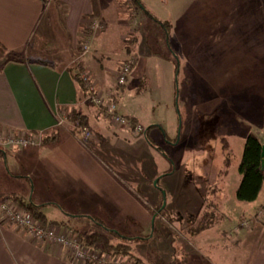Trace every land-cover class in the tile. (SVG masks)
Masks as SVG:
<instances>
[{"label":"rangeland","instance_id":"374dc122","mask_svg":"<svg viewBox=\"0 0 264 264\" xmlns=\"http://www.w3.org/2000/svg\"><path fill=\"white\" fill-rule=\"evenodd\" d=\"M141 1L155 19L170 22L168 41L172 52L163 37L160 24L144 12H139L136 20L130 22V27L139 28L137 44L133 46L132 42L127 43L131 49L134 48L135 64L129 77V86L126 88L127 96L122 101L120 97L117 100L120 106L127 105L131 111H138L145 119L143 122L160 123L169 137L173 138L175 132H179L180 142L178 145H169L163 138L161 127L148 129L147 137L156 147L163 149L162 157L158 154L155 160H152L147 156L142 164L143 156L138 154V167L133 166L135 179L132 177V180L139 181L137 202L126 198L125 189L128 185L123 179L129 172L126 169L127 162L120 159L114 163L109 161V155L114 157L115 153L108 154V139L101 140L99 146H95L94 152L106 168L108 185L112 182L114 197L122 199L118 203L119 207H122L120 211L108 210L114 220L108 216L97 218L120 235L138 238L136 241L127 242L131 247V256L102 254L111 264H180L184 259L183 251L196 249L198 242L195 235L202 231L200 228L203 226H208L210 229L206 233L214 236L226 235V229H230L231 239L233 235L232 241L236 243L239 232L250 230L258 224L264 225V208L260 210L264 200L254 209L252 207L255 204L238 201L234 195L240 178L237 168L245 136L252 130L249 127L264 125V121L256 122L257 115L254 111L258 101L261 106L264 104V0ZM50 9L49 7L46 10L47 13ZM248 15L254 17L250 19ZM257 15L260 17L257 18ZM220 16L229 17L221 19ZM233 23L237 26L233 27ZM43 25L47 26V31ZM227 25L230 26L224 34L221 32L222 27ZM40 28V32L44 28L43 37H46L47 41L56 37L61 40L55 23L48 22V18L44 17ZM81 42L82 40L76 45L77 54H82ZM48 44L50 45V42ZM49 50L58 52L53 48ZM230 53L239 55L238 58L245 55L252 63L257 64L243 66L244 79H239L233 85L234 88L228 80L221 82L214 78L217 74L215 65H221L227 56L233 57ZM59 56L58 60L52 61L59 63L66 57L65 53ZM130 56L127 54L126 58ZM166 58L174 64V103L173 95L166 91L163 68V59ZM119 59L121 57L113 58L112 63ZM233 107V111L240 114L232 115ZM127 108L124 110H128ZM248 111L251 112L250 115L246 114ZM73 114L70 111L63 115L62 119L70 122L67 117ZM171 114L177 115V122H173L174 119L168 120ZM245 114L250 116V123L234 121L245 117ZM139 135L143 136V133ZM97 139L95 136L94 141L90 139L84 142L92 149ZM43 141L44 138L41 143ZM166 153L174 159L172 170L175 171L170 177L157 176V188L153 185L157 177L149 180V170L158 166L160 168V163H163V167H169ZM117 156L120 157V153H117ZM227 159L229 166L225 167ZM224 171L226 175L223 174ZM167 183L174 193H161L164 191L162 187L167 186ZM108 185L107 187H110ZM30 188L29 186L22 189L21 194L27 197ZM179 188L185 190L178 193ZM36 189L44 198L47 197L44 187L38 190L36 186ZM184 209L191 211L187 213ZM258 210L260 213H257ZM93 212L99 216L96 211H90V214ZM123 214H130V217L121 219ZM46 215L49 218L62 216L53 206L46 210ZM91 216L93 215H75L76 219L81 220L77 226L73 223L71 225L70 222L68 226L62 222L47 225L69 232L71 229L81 233L103 231L90 219ZM242 221L247 222V227L238 226ZM146 237L148 239L144 240ZM109 239L113 243L118 241L113 236H109Z\"/></svg>","mask_w":264,"mask_h":264},{"label":"crops","instance_id":"0c3cea01","mask_svg":"<svg viewBox=\"0 0 264 264\" xmlns=\"http://www.w3.org/2000/svg\"><path fill=\"white\" fill-rule=\"evenodd\" d=\"M49 7L51 9L47 13ZM44 17L48 18V22L55 23V29L61 40L56 37L52 38V41H47V38L43 37L44 28L40 32V25ZM91 17L100 21L102 27L88 37L89 52L83 55L77 54L76 45L83 39L85 25ZM252 17L254 16L248 15V18ZM259 17L257 15V18ZM130 24L126 8L120 0H0V43L8 51L23 59L22 62H4L7 56L0 54V129L41 133L44 139L47 136L54 137V140L43 141L39 146L21 151L4 149L5 154L0 158V199H8L1 197L6 193H21L22 189L30 186L28 196L35 203L42 205L41 211L48 220L62 222L66 226L70 222L77 226L81 222L76 219L77 214L111 218L113 215L108 214V210L120 211L122 207H119L118 203L122 199L114 197L112 182L108 185L106 168L94 152L95 146H99L101 140L106 138L109 140L108 154L115 153L114 157L109 155V161L114 163L120 159L127 162L126 169L129 172L123 179L128 185L125 189L126 198H132L131 202L134 200L137 202L139 181L132 180L136 175L133 166L138 167L139 155L143 156V164L145 157L155 160L158 154L161 156L163 149L160 148L159 151L151 146L144 134L138 136L125 129L112 127L107 117L85 101L84 93L72 77L73 72L68 70V67L77 66L74 72L85 74L103 97L114 98L121 115L135 120L143 129L161 127L165 142L169 145H178L179 132H175L173 138L169 137L160 123L143 122L145 119L138 111H131L127 105L120 106L117 100L120 97L122 101L127 96L126 88L129 86V77L135 64L134 48H130V51L124 48L125 40L133 38V46L137 44L136 36L139 28L138 26L132 28ZM168 24L167 35L171 30L170 22ZM243 25L245 26V23ZM229 26L222 27L221 32L225 34ZM232 26L235 27L237 24L233 23ZM224 28L226 30H223ZM47 30L46 26L45 31ZM200 31L203 32L202 29ZM166 42L172 52L168 38ZM49 48L58 52L50 51ZM61 53H65L66 56L60 60L61 62L52 61V59L58 60ZM127 54L131 56L126 58ZM230 55L233 57H224L225 61L223 60L221 65L219 63L215 65L217 74L214 78L221 82L228 80L234 88L233 85L239 79H244L243 66H248L252 61L245 55L240 58L234 53ZM116 57L121 59L112 63L113 58ZM126 60L131 61L130 71L125 84L117 87L114 72L117 65ZM163 60L166 91L171 92L174 103V64L168 58ZM108 63L110 65H107ZM211 88L213 89L214 86ZM125 107L128 110L125 111ZM71 110L86 116L92 133L91 140L94 141V137H98L92 149L82 140L77 128L68 120L62 119L63 115ZM233 110L235 107L231 109L232 115L240 114ZM254 111L257 115L256 122L262 123L264 104L261 106L258 101ZM249 113L251 112H246ZM249 117L246 115L234 121L248 124L251 121ZM168 120L177 122V115L171 114ZM249 128L252 129L250 133L255 134L264 146V125ZM239 136L241 138L242 135ZM117 153H120V157ZM166 157L170 166L163 167V163L159 162L160 168L158 166L149 170V180L159 175H164L161 176L162 178L172 176L175 171L172 170L174 159L167 153ZM12 175L29 178L30 183L24 179L13 178ZM36 186L38 190L43 187L46 189V198L39 194ZM170 187L167 183V186L162 188L165 193L169 191L172 194L174 192H171ZM184 190L179 188L178 193ZM260 193V197L258 195L252 202L255 204L252 207L254 209L263 203L264 186ZM50 206L59 210L62 216L47 217L46 210ZM184 210L188 211L187 213L191 211ZM90 211H96L99 216L94 212L90 214ZM128 215L130 214H123L121 219ZM111 219L114 220V217ZM209 229L195 235V240L198 242L196 249L183 251L184 259L180 264H264V225L258 224L250 230L239 232L236 243L232 241L233 235L231 239L230 229H226V235L217 236L206 233ZM0 264L80 263L69 259L60 249L36 241L25 231L4 223L0 224Z\"/></svg>","mask_w":264,"mask_h":264},{"label":"built area","instance_id":"2783aa9c","mask_svg":"<svg viewBox=\"0 0 264 264\" xmlns=\"http://www.w3.org/2000/svg\"><path fill=\"white\" fill-rule=\"evenodd\" d=\"M101 27L100 21L94 17L89 19L85 25V31L83 32V39L80 45L82 55L88 53L90 50L88 42L90 34L99 30ZM130 63V60H126L117 65L114 72L115 84L117 86L122 87L125 84L131 67ZM80 75L87 82L88 86L85 101L91 103L93 107L107 117L111 125L125 129L135 135L143 133V127L140 124L134 123L130 118L118 112L114 98L103 97L85 74L82 73ZM72 125L75 127L74 124ZM77 131L80 133L83 141H88L92 137L90 129L86 126L77 127ZM42 138L43 135L41 133L0 129V148L21 151L29 147L39 146ZM263 208L264 204L260 210ZM260 210L257 213H260ZM4 223L25 231L36 241L60 249L69 259L76 263L111 264L102 252L82 246L78 238L69 231H65L64 229L58 230L54 226L40 223L33 218L30 212L20 208L11 199L0 200V224ZM239 225L241 227H247V222H239Z\"/></svg>","mask_w":264,"mask_h":264},{"label":"trees","instance_id":"16d2710c","mask_svg":"<svg viewBox=\"0 0 264 264\" xmlns=\"http://www.w3.org/2000/svg\"><path fill=\"white\" fill-rule=\"evenodd\" d=\"M121 2L125 5L128 13V21L131 22L133 19L135 20L138 16L139 12H148L141 0H121ZM145 14V13H144ZM149 18L162 24V32L163 37H165L164 30L168 32L169 24L166 21H159L155 19L149 12ZM133 43L134 39H129L124 41V48L126 51H130V47L127 43ZM129 43V44H130ZM0 54H6L7 58L4 62L12 61V62H22V58L19 55L8 51L1 43H0ZM77 66L68 67V70L72 73V77L74 81L78 84L81 91L84 93V98L87 96V82L81 77L79 72H74ZM70 112V111H69ZM74 114L71 117H67L70 122H72L75 127H83L86 126L89 128L87 123V118L84 115H80L76 110H71ZM134 123L135 120L131 119ZM149 127L143 130V134L147 142L156 148L157 150H161L156 147L155 144L147 137V131ZM54 140L53 136H47L44 141ZM227 146V145H226ZM262 144L257 138V136L253 133H248L245 136L244 144L242 148V153L240 156V161L238 165V173L240 175L238 185L235 189V198L241 202H253L257 199L263 185H264V164L262 165ZM5 154V150L0 148V158ZM229 166V161L227 159L225 163V167ZM226 175V171L223 173ZM164 176V175H161ZM13 178L24 179L28 183H30L29 178L13 176ZM8 198L14 201L20 208L31 213L34 219L38 220L40 223L47 225H57L61 224L55 220H48L46 216L41 211L42 205L35 203L30 196L25 197L21 193H6L1 198ZM1 200V199H0ZM90 219L99 225L103 231H88L85 233H81L76 229H71V233L75 235L80 244L82 246L98 250L102 253L110 254V255H124L131 256V247L127 244L128 241H136L138 238L129 237L125 235H120L117 231H113L110 229L105 222L99 220L95 216H91ZM208 229V226H203L200 230ZM109 236L115 237L118 241L113 243L110 241ZM148 239V237L144 238ZM143 240V239H142Z\"/></svg>","mask_w":264,"mask_h":264},{"label":"water","instance_id":"95a60500","mask_svg":"<svg viewBox=\"0 0 264 264\" xmlns=\"http://www.w3.org/2000/svg\"><path fill=\"white\" fill-rule=\"evenodd\" d=\"M147 16H148V12H144ZM150 17V16H148ZM160 26L162 27V24H160ZM164 34H165V39L167 40L168 38V35H167V32L166 30H164ZM262 165L264 164V146H262ZM157 181H158V177L153 181V185L157 187ZM158 188V187H157ZM162 194H164V191H161Z\"/></svg>","mask_w":264,"mask_h":264}]
</instances>
